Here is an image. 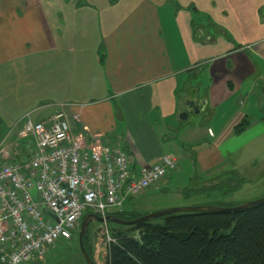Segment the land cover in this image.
Returning <instances> with one entry per match:
<instances>
[{
    "label": "crops",
    "instance_id": "1",
    "mask_svg": "<svg viewBox=\"0 0 264 264\" xmlns=\"http://www.w3.org/2000/svg\"><path fill=\"white\" fill-rule=\"evenodd\" d=\"M11 1L0 0V164L34 151L19 136L27 116L64 108L135 173L174 156L155 191L188 160L206 177L200 199L227 180L232 143L264 140V0Z\"/></svg>",
    "mask_w": 264,
    "mask_h": 264
},
{
    "label": "built area",
    "instance_id": "2",
    "mask_svg": "<svg viewBox=\"0 0 264 264\" xmlns=\"http://www.w3.org/2000/svg\"><path fill=\"white\" fill-rule=\"evenodd\" d=\"M83 131L74 132L64 108L44 122L26 117L19 136L33 138L34 151L24 161L0 164V264L44 258L58 241L79 237L85 214L123 212L127 201L176 169L177 159L169 155L135 173L124 150ZM0 155L7 159V150Z\"/></svg>",
    "mask_w": 264,
    "mask_h": 264
},
{
    "label": "trees",
    "instance_id": "3",
    "mask_svg": "<svg viewBox=\"0 0 264 264\" xmlns=\"http://www.w3.org/2000/svg\"><path fill=\"white\" fill-rule=\"evenodd\" d=\"M248 126L244 119L235 134ZM216 189L214 185L208 191ZM125 213L108 215L125 221L140 218L125 219ZM107 225L129 229L126 234L113 231L107 264H264V204L233 213L165 216L131 227ZM88 232L84 246L93 259Z\"/></svg>",
    "mask_w": 264,
    "mask_h": 264
},
{
    "label": "rangeland",
    "instance_id": "4",
    "mask_svg": "<svg viewBox=\"0 0 264 264\" xmlns=\"http://www.w3.org/2000/svg\"><path fill=\"white\" fill-rule=\"evenodd\" d=\"M23 1L18 0L15 3L22 6ZM11 3L12 1L8 0V4ZM195 119L196 116H192V120ZM208 121L206 115L203 124H207ZM232 145L233 149L228 158L232 165L231 173L227 175V180L223 185H215L217 188L215 191H206L204 193L207 194L202 198H195V194L198 195V191L204 186L206 177L198 170V167L194 173L191 163H187L188 160H186L183 163L180 162L182 170L178 174L176 182L170 180L168 185H163L161 191L151 189L146 194L127 201L123 207L126 213L122 217L132 219L135 216L145 217L170 209L199 207L192 206L195 205L193 203L205 204L201 207L235 208L264 198V140H242L232 143L231 148ZM185 149L186 152L191 150V148ZM162 184L161 182L158 187L160 188ZM214 192L221 194L208 196ZM105 230L108 231L107 234ZM117 230L123 234L129 231L126 228L97 222H93L89 226L88 234L95 264H107L108 248L112 241H115L113 231ZM77 259L81 261L77 263ZM34 262H37L36 264H81L80 262L86 264L82 261L78 238L71 241H58L49 249L44 258L36 259Z\"/></svg>",
    "mask_w": 264,
    "mask_h": 264
},
{
    "label": "water",
    "instance_id": "5",
    "mask_svg": "<svg viewBox=\"0 0 264 264\" xmlns=\"http://www.w3.org/2000/svg\"><path fill=\"white\" fill-rule=\"evenodd\" d=\"M188 114H185L183 117L184 119L187 118ZM32 196L33 198L37 201V193L36 190L32 191ZM261 204H264V198L251 202V203H246L244 205L235 207V208H220V207H186V208H177V209H170V210H165L162 212L154 213L151 215H147L145 217H140L138 219H135L133 221H125L121 219H117L114 216L108 215L105 218L99 217L96 214H90L88 215L82 222L81 227H80V232H79V246L81 250V254L83 255L86 264H95L94 260L91 258L87 250L85 249L84 246V241L87 239V232L89 230V226L93 222H97L99 224H107V223H113L119 226H134L139 223H147L154 221L156 219L165 217V216H171V215H177V214H193V213H233V212H238V211H243L247 210L250 207L254 206H259ZM45 212V210L43 209Z\"/></svg>",
    "mask_w": 264,
    "mask_h": 264
},
{
    "label": "flooded vegetation",
    "instance_id": "6",
    "mask_svg": "<svg viewBox=\"0 0 264 264\" xmlns=\"http://www.w3.org/2000/svg\"><path fill=\"white\" fill-rule=\"evenodd\" d=\"M83 222V221H82Z\"/></svg>",
    "mask_w": 264,
    "mask_h": 264
}]
</instances>
